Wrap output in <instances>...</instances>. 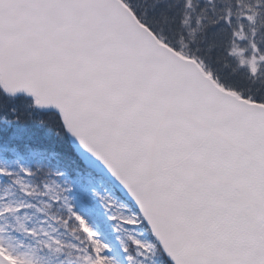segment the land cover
Here are the masks:
<instances>
[{
	"label": "snow or ice",
	"instance_id": "6c2138e0",
	"mask_svg": "<svg viewBox=\"0 0 264 264\" xmlns=\"http://www.w3.org/2000/svg\"><path fill=\"white\" fill-rule=\"evenodd\" d=\"M0 264H264V0H0Z\"/></svg>",
	"mask_w": 264,
	"mask_h": 264
}]
</instances>
